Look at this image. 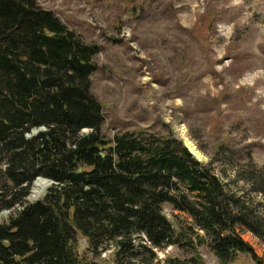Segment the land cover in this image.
Segmentation results:
<instances>
[{"label": "trees", "instance_id": "obj_1", "mask_svg": "<svg viewBox=\"0 0 264 264\" xmlns=\"http://www.w3.org/2000/svg\"><path fill=\"white\" fill-rule=\"evenodd\" d=\"M98 51L36 0H0V264H80L81 240L111 264H157L159 251L194 243L231 264L251 253L239 232L264 243V216L249 203L258 193L264 204L254 165L218 150L233 185L251 186L239 195L172 134L102 135ZM37 178L52 184L29 202ZM164 206L184 217L179 229Z\"/></svg>", "mask_w": 264, "mask_h": 264}, {"label": "rangeland", "instance_id": "obj_2", "mask_svg": "<svg viewBox=\"0 0 264 264\" xmlns=\"http://www.w3.org/2000/svg\"><path fill=\"white\" fill-rule=\"evenodd\" d=\"M36 2L98 48L91 92L103 107L105 138L135 130L172 134L234 192L249 195L251 186L233 185L232 168L217 153L225 148L236 165L264 173V0ZM39 181L44 188L36 200L52 184L37 178L29 202ZM250 196L264 216L260 194ZM163 213L179 229L184 217L170 206ZM239 233L251 253L231 264H264V243ZM187 247L159 251L157 264H219L205 245ZM85 248L81 240L80 264H111L108 254L92 257Z\"/></svg>", "mask_w": 264, "mask_h": 264}, {"label": "bare ground", "instance_id": "obj_3", "mask_svg": "<svg viewBox=\"0 0 264 264\" xmlns=\"http://www.w3.org/2000/svg\"><path fill=\"white\" fill-rule=\"evenodd\" d=\"M39 180V179H38ZM44 186L40 183V181L35 185L33 188L32 198L37 199L40 196L41 191L43 190Z\"/></svg>", "mask_w": 264, "mask_h": 264}, {"label": "water", "instance_id": "obj_4", "mask_svg": "<svg viewBox=\"0 0 264 264\" xmlns=\"http://www.w3.org/2000/svg\"><path fill=\"white\" fill-rule=\"evenodd\" d=\"M46 182H47L48 184H50V183H51L50 181H47V180H46ZM34 201H37V200H34Z\"/></svg>", "mask_w": 264, "mask_h": 264}]
</instances>
